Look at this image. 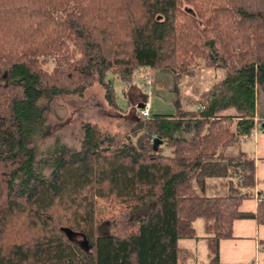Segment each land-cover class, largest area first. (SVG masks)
I'll return each instance as SVG.
<instances>
[{
  "label": "trees",
  "instance_id": "obj_1",
  "mask_svg": "<svg viewBox=\"0 0 264 264\" xmlns=\"http://www.w3.org/2000/svg\"><path fill=\"white\" fill-rule=\"evenodd\" d=\"M195 58L223 76L193 108L135 115L122 132L80 121L77 147L56 140L37 156L49 113L67 115L59 95L98 85L120 109L108 74L127 84L147 67L178 90ZM259 95L264 0H0V264H184L178 240L196 236L197 218L216 263L234 218L264 223V195L253 211L239 209L253 196V159L225 154L263 129ZM228 164L238 179L206 194V178Z\"/></svg>",
  "mask_w": 264,
  "mask_h": 264
},
{
  "label": "rangeland",
  "instance_id": "obj_2",
  "mask_svg": "<svg viewBox=\"0 0 264 264\" xmlns=\"http://www.w3.org/2000/svg\"><path fill=\"white\" fill-rule=\"evenodd\" d=\"M42 68L50 71L53 68L52 60L48 58ZM222 76V70L204 67L201 58H195V64L190 75L180 80L178 90L172 89L169 75L147 67L136 68L127 84L108 74L107 77L114 88L115 103L121 109L113 108L105 103L102 90L98 85H93L84 90L81 97L59 95L56 99L65 106L67 115L60 122L55 119L53 114L49 113L44 122V125L47 126V128H44L46 133L42 136H35L33 140L37 156L48 150L56 140L67 147H77L76 137L80 121L96 123L111 132H122L128 129L132 124V117L138 116L135 105L140 101L148 103L151 113H173L175 102L182 107L193 108L195 94L208 88L212 83L220 80ZM262 100H264L263 97L259 95L258 102L262 103ZM231 112L230 110L227 113ZM241 147L242 144L238 147H228L225 154L235 157L237 156V150ZM224 171L223 176L206 178V194L223 193L227 187V181L234 183L238 179V175L233 171L230 164L226 166ZM107 210L106 203L101 204V211L105 213ZM105 214L107 219L113 216V214ZM192 226L195 229L196 236L191 240L189 238L178 240V244L190 254L184 260V264H208L209 254L204 236L209 233L204 231V221L197 218L192 222ZM70 236L86 245L81 235L70 234Z\"/></svg>",
  "mask_w": 264,
  "mask_h": 264
},
{
  "label": "crops",
  "instance_id": "obj_3",
  "mask_svg": "<svg viewBox=\"0 0 264 264\" xmlns=\"http://www.w3.org/2000/svg\"><path fill=\"white\" fill-rule=\"evenodd\" d=\"M140 104L134 105L138 109ZM241 144V150L253 159L254 187L253 196L243 198L239 209L253 211L258 196L264 195V123L262 130L256 127L250 138ZM165 153L169 151L165 150ZM231 228V237L220 238L217 242V262L214 264H264V223H257L251 217H237Z\"/></svg>",
  "mask_w": 264,
  "mask_h": 264
},
{
  "label": "built area",
  "instance_id": "obj_4",
  "mask_svg": "<svg viewBox=\"0 0 264 264\" xmlns=\"http://www.w3.org/2000/svg\"><path fill=\"white\" fill-rule=\"evenodd\" d=\"M137 110H138V116L141 118H147L150 115L149 105L145 101L141 104V107H139Z\"/></svg>",
  "mask_w": 264,
  "mask_h": 264
},
{
  "label": "water",
  "instance_id": "obj_5",
  "mask_svg": "<svg viewBox=\"0 0 264 264\" xmlns=\"http://www.w3.org/2000/svg\"><path fill=\"white\" fill-rule=\"evenodd\" d=\"M141 107V104L138 106V108ZM160 143V140L158 138H153L152 140V148L153 150H156L158 144Z\"/></svg>",
  "mask_w": 264,
  "mask_h": 264
}]
</instances>
